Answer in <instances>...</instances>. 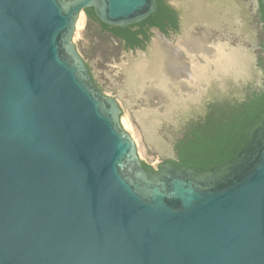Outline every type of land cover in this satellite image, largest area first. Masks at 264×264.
Returning a JSON list of instances; mask_svg holds the SVG:
<instances>
[{"label":"water","instance_id":"obj_1","mask_svg":"<svg viewBox=\"0 0 264 264\" xmlns=\"http://www.w3.org/2000/svg\"><path fill=\"white\" fill-rule=\"evenodd\" d=\"M86 9L125 27L156 0H0V264H264V110L221 165L182 166L158 138L169 161L143 167L74 43ZM234 51L220 90L257 72L254 49Z\"/></svg>","mask_w":264,"mask_h":264},{"label":"flooded vegetation","instance_id":"obj_2","mask_svg":"<svg viewBox=\"0 0 264 264\" xmlns=\"http://www.w3.org/2000/svg\"><path fill=\"white\" fill-rule=\"evenodd\" d=\"M100 24L97 38L80 50L76 46L94 84L118 102L122 114L127 110L135 115L146 143L165 141L176 152V163L182 145L198 136L215 139L220 126L233 119L229 109L245 112L264 93L260 0H156V11L135 24ZM236 49H254L257 72L235 90H220L213 72L226 62V69L237 64ZM220 51L227 53L226 62ZM155 114H170L162 118L169 120L168 125L161 123L162 134L146 137L144 124ZM174 114H191L178 133L171 132L176 130ZM167 161L162 158L161 164Z\"/></svg>","mask_w":264,"mask_h":264},{"label":"trees","instance_id":"obj_3","mask_svg":"<svg viewBox=\"0 0 264 264\" xmlns=\"http://www.w3.org/2000/svg\"><path fill=\"white\" fill-rule=\"evenodd\" d=\"M85 12L98 21L92 9H86ZM120 30L114 28L115 32ZM263 110L264 93L255 104L248 106L245 112L238 113L229 109L233 119L220 126L215 139L198 136L187 145H182L177 162L186 167L208 169L234 158L248 139L247 131L260 119ZM142 165L146 167L144 163Z\"/></svg>","mask_w":264,"mask_h":264},{"label":"rangeland","instance_id":"obj_4","mask_svg":"<svg viewBox=\"0 0 264 264\" xmlns=\"http://www.w3.org/2000/svg\"><path fill=\"white\" fill-rule=\"evenodd\" d=\"M86 12L81 14L79 17V25L78 28L76 27L75 35H74V43L79 48H84L90 43L91 39H95L99 36L100 28L102 25L95 21V22H88L86 18ZM98 48L95 51H92V54L98 52ZM110 95V94H109ZM157 116H160L158 118ZM163 117H166V114H155L153 119V124L156 126V136L160 131L162 134V129L160 128L161 123H164ZM121 122L124 125V128L128 131L131 137L134 139L137 145V152L140 157L142 163L147 166H151L154 168L159 167L161 165L162 158L156 156L154 153V149L150 143H146L144 135L139 127L138 123L136 122V117L131 112L124 110L123 114L121 115ZM168 125V122L166 123ZM153 152V153H152Z\"/></svg>","mask_w":264,"mask_h":264},{"label":"bare ground","instance_id":"obj_5","mask_svg":"<svg viewBox=\"0 0 264 264\" xmlns=\"http://www.w3.org/2000/svg\"><path fill=\"white\" fill-rule=\"evenodd\" d=\"M79 19H78V21H77V23H76V27L78 28V25H79ZM79 29V28H78ZM78 29H76V30H78ZM227 53H224L223 51H220V56H221V61H224V62H226L227 61V59H225L226 58V55ZM221 64V63H220ZM229 65V63L228 62H226V64L224 65V64H222V68H225L226 69V66H228ZM140 69V68H139ZM192 79V78H191ZM140 82V77H137L136 78V80H135V83L136 84H138ZM130 90H132V89H130ZM160 117V116H159ZM146 127V126H145ZM145 127H143V129L145 128Z\"/></svg>","mask_w":264,"mask_h":264}]
</instances>
